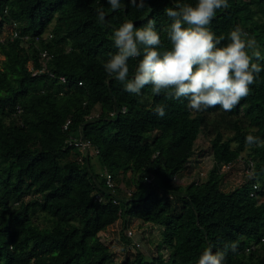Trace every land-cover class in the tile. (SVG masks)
<instances>
[{
    "label": "trees",
    "instance_id": "obj_1",
    "mask_svg": "<svg viewBox=\"0 0 264 264\" xmlns=\"http://www.w3.org/2000/svg\"><path fill=\"white\" fill-rule=\"evenodd\" d=\"M121 3L112 11L107 0H0V34H7L0 43V264H197L209 244L216 252L233 242L237 252L229 250L225 264H264V146L245 143L248 134L264 140V71L231 112H192L186 99L153 95L151 85L130 94L103 68L116 51L113 29L152 19L169 49L164 9L197 0H144L139 9ZM228 3L209 27L222 44L241 27L264 57V0ZM13 31L19 36L10 39ZM254 62L264 68V59ZM136 63L128 61L129 78ZM31 67L45 70L33 75ZM157 105L165 106L162 118ZM200 134L213 165L202 181L178 184ZM81 135L91 144L83 163L66 142ZM92 156L103 171L92 170ZM238 158L253 162L255 178L225 191L218 165ZM129 219L158 226L159 240L148 256L125 233L137 252L116 263L101 233L118 220L127 228Z\"/></svg>",
    "mask_w": 264,
    "mask_h": 264
},
{
    "label": "clouds",
    "instance_id": "obj_2",
    "mask_svg": "<svg viewBox=\"0 0 264 264\" xmlns=\"http://www.w3.org/2000/svg\"><path fill=\"white\" fill-rule=\"evenodd\" d=\"M112 11L121 9V0H107ZM129 5L144 8V0ZM229 7L228 0H197L195 5L174 3L164 12L170 23L166 28L171 45L162 50V40L155 21L137 27L126 20L113 29L115 53L103 62L105 72L123 84L130 94L141 95L142 89L151 85L152 94H163L166 99L187 100L192 112H203L219 106L231 112L241 99L250 94V86L264 71L255 61L264 59L254 37L237 26L224 36H217L209 27L218 9ZM150 11V9H149ZM98 23L106 22L103 8L96 9ZM137 61L135 72L129 78L128 61ZM154 112L162 118L165 106L157 105ZM248 147L264 146V140L252 134L245 137ZM255 178V172L249 179ZM209 244L197 260V264H225L226 253L237 252L238 244H226L223 251H212Z\"/></svg>",
    "mask_w": 264,
    "mask_h": 264
},
{
    "label": "rangeland",
    "instance_id": "obj_3",
    "mask_svg": "<svg viewBox=\"0 0 264 264\" xmlns=\"http://www.w3.org/2000/svg\"><path fill=\"white\" fill-rule=\"evenodd\" d=\"M211 162L212 158L210 156L209 142L202 134H200L195 142L194 155L187 165L183 175L179 177V181L177 183L185 185L188 182L196 179L199 173L206 172V170L211 167ZM90 163L94 172L103 171V168L100 165L97 157L92 156ZM127 175H129V172H127L126 176ZM245 178L247 177L244 174V167H242L241 164L235 165L230 172H227L224 175L221 188L225 191L231 190L240 185L245 180ZM124 183L125 182L121 183L119 186L123 189H126ZM130 188L133 189L134 187L132 186ZM127 221V228L123 227L122 220H118L101 233V237L104 242L110 247V250L113 253V260L116 263H121V261L126 256L131 257L137 252L136 248H133L131 243H126L123 240V237L126 236L125 233L127 229L133 232L132 238L134 241H137L139 243L138 248L140 249V251L148 256L155 253V245L159 240L158 226L152 224H144L134 219H129ZM163 252L166 256L168 251L163 249Z\"/></svg>",
    "mask_w": 264,
    "mask_h": 264
},
{
    "label": "built area",
    "instance_id": "obj_4",
    "mask_svg": "<svg viewBox=\"0 0 264 264\" xmlns=\"http://www.w3.org/2000/svg\"><path fill=\"white\" fill-rule=\"evenodd\" d=\"M19 35H18V33L16 32V31H13L12 33H11V37H10V39H13V38H15V37H18ZM48 36V38H51V35L50 34H48V35H46V36H44L43 38H46ZM6 37H7V34H6V32H3L2 34H0V43H4L5 41H6ZM22 39L23 40H27L28 39V37L27 36H24V37H22ZM39 38L38 37H36V40H38ZM41 56L42 57H47L46 58V61H47V59H48V55H47V52L46 51H43L42 53H41ZM31 70H32V74L33 75H35V74H41V73H43L44 72V70H45V68L43 67V68H41V69H33L32 67H31ZM50 76H53V74L52 73H50ZM60 80H61V82H65L66 81V79L64 78V77H60L59 78ZM121 111L122 112H124L125 111V108L123 107L122 109H121ZM115 111H112V112H110L109 113V115L111 116V117H113L114 115H115ZM69 123H70V121L69 120H67L66 122H65V124L63 125V130H67L68 129V126H69ZM69 145H71L72 147H73V151L75 152V154H76V160L79 162V163H83L84 162V157H86L87 156V154H88V151L90 150V148H91V144H90V142L87 140V139H85L84 137H82V135L81 136H79V137H69L68 139H67V141H66ZM238 164H241L242 165V167H244V174L246 175V176H249V174L253 171V162L251 161V160H249L247 163L246 162H244L241 158H238L237 159V162H223V163H221L220 165H218V170L220 171V172H222V173H227V172H230L231 170H232V168L235 166V165H238ZM212 165H213V163H211V167H212ZM210 167V168H211ZM209 168V169H210ZM208 169V170H209ZM208 170H206V172H201V173H199V175L197 176V179H198V181H202L204 178H205V176H206V173H207V171ZM104 174H105V176H106V185H107V187L109 188V190H110V192L111 193H116V190L118 189V187L116 186V184L114 183V181H113V179H112V177H111V175L109 174V173H107L106 171H104ZM175 179V181H176V179H177V177H175L174 178ZM153 180V178L151 177V176H148L147 177V179H146V182L148 183V182H151ZM179 181V180H178ZM258 189V184L257 183H254L253 185H252V191H251V193H250V195L251 196H255V190H257ZM126 193H127V195L128 196H130L131 195V193H132V190H126ZM95 199L97 200V201H100L101 200V197L99 196V195H95ZM113 202H117V199L115 198V199H113ZM126 233H127V235L129 236V237H132V235H133V232L131 231V230H127L126 231ZM136 246H139V243L138 242H136V241H132Z\"/></svg>",
    "mask_w": 264,
    "mask_h": 264
}]
</instances>
